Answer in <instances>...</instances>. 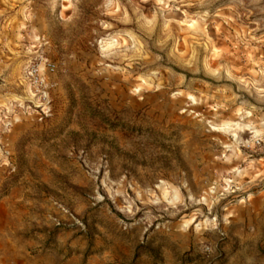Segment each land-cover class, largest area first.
<instances>
[{
  "label": "rangeland",
  "instance_id": "374dc122",
  "mask_svg": "<svg viewBox=\"0 0 264 264\" xmlns=\"http://www.w3.org/2000/svg\"><path fill=\"white\" fill-rule=\"evenodd\" d=\"M0 264H264V0H0Z\"/></svg>",
  "mask_w": 264,
  "mask_h": 264
}]
</instances>
